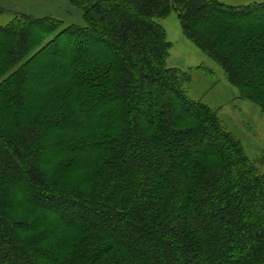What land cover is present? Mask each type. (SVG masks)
Here are the masks:
<instances>
[{"label": "trees", "instance_id": "obj_1", "mask_svg": "<svg viewBox=\"0 0 264 264\" xmlns=\"http://www.w3.org/2000/svg\"><path fill=\"white\" fill-rule=\"evenodd\" d=\"M62 1L0 25V264H264V174L156 21L264 115V2Z\"/></svg>", "mask_w": 264, "mask_h": 264}, {"label": "rangeland", "instance_id": "obj_2", "mask_svg": "<svg viewBox=\"0 0 264 264\" xmlns=\"http://www.w3.org/2000/svg\"><path fill=\"white\" fill-rule=\"evenodd\" d=\"M217 1L234 6L264 2ZM16 12L62 20L64 23L57 33L70 24L82 23V12L62 0H0V25L8 24ZM156 21L165 28L171 43L167 66L179 69L191 79L184 85L186 95L218 112L222 126L242 143L248 158L257 167V173L264 174V115L259 106L243 99L238 89L229 83L223 68L183 35L176 12ZM27 211L24 209L19 215L30 216Z\"/></svg>", "mask_w": 264, "mask_h": 264}]
</instances>
